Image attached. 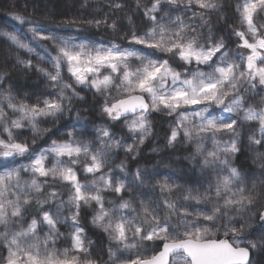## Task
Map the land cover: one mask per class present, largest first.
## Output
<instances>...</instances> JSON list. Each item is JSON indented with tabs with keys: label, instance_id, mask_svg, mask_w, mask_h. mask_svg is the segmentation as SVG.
<instances>
[{
	"label": "snow or ice",
	"instance_id": "1",
	"mask_svg": "<svg viewBox=\"0 0 264 264\" xmlns=\"http://www.w3.org/2000/svg\"><path fill=\"white\" fill-rule=\"evenodd\" d=\"M134 2L135 10L126 0H103L100 15L55 25L103 28L112 39L60 35L18 12L15 21L35 26L0 30L8 42L0 81L10 58L12 69L46 81L34 98L0 91V264H257L264 256V235H251L256 224L264 228V102L252 99L264 89V0H237L235 48L211 27L225 0ZM126 7L142 15L143 27L131 15L126 31L118 24ZM85 90L100 98L102 114L123 118L133 143L81 123L74 103ZM153 113L172 118L169 147L191 146L188 159L200 174L191 184L172 172L130 174L126 161L118 174L110 167L118 150L139 154ZM73 115L76 123L64 125L72 130L53 139V127ZM45 136L47 146L37 148ZM245 148L258 174L236 166ZM82 210L107 236V259L94 254ZM62 239L67 247H57Z\"/></svg>",
	"mask_w": 264,
	"mask_h": 264
},
{
	"label": "trees",
	"instance_id": "2",
	"mask_svg": "<svg viewBox=\"0 0 264 264\" xmlns=\"http://www.w3.org/2000/svg\"><path fill=\"white\" fill-rule=\"evenodd\" d=\"M236 3L237 0H225V10L222 12V14L215 13L211 18V26L214 27V29H212L214 36H223L227 44L232 48H235V45L238 42V38L234 36L229 38L232 27H234L237 23L235 14ZM102 4L103 0H87V2L86 0H0V30H15L18 34L20 31L26 33L29 29L28 27L32 26L33 24L26 23L25 25H20L19 22L15 21L12 16V13L18 12L23 14L30 21H38L41 25H47L60 35L77 36L80 39L85 37L95 39H112L110 31L103 28L96 29L86 25H65L61 27L55 26L59 21L67 20L73 17L91 19L93 15H100ZM126 4L128 7L135 10L134 0H126ZM128 7L125 8L123 13H119L120 19L118 20V24L123 25L126 31L129 27L127 15H131L133 24L143 27L142 15L139 12H136V14L133 15L132 12L128 11ZM222 15L225 16V18L223 17L224 19H222ZM116 42L120 43L119 40ZM7 49L8 42L4 38H0V66H2L4 63V56L8 54ZM240 51H243V49ZM21 55L24 54L21 53ZM33 60L35 61L34 57ZM14 63V58H10L8 62L10 69L8 76L4 81H0V85L5 84L7 87H12L18 91V93L21 95H26L33 98L35 95H38L45 90L46 81L44 77L34 71L25 72L20 68L12 69L11 64ZM43 66L48 67V65ZM81 95L84 96V99L74 103V109L80 110L81 116L84 117L81 123L87 125L88 128L103 125L108 127L115 134L121 133V135L126 136L127 133H125L123 118H121L119 121H112L109 117L101 113L100 98H93L92 93L88 90L83 91ZM258 96L259 94L257 93H255L254 96L252 94V99ZM150 118L152 120V137L141 147L137 157L128 160L129 167L133 169L139 164H149L155 160L158 155L155 153L154 146H158L163 151V153L167 155L188 159L191 154V146L177 144L173 147H169L167 145L172 118L161 113H153ZM69 123V120H62L60 125L53 127V132L56 134L52 136V138H63L66 131L71 129L70 127H64V125ZM43 126L52 127L50 123H46ZM79 126L80 125L77 124V127ZM25 134L28 135V133ZM47 140L48 137L45 136L43 139L38 140L37 143L42 142L46 144L45 141ZM235 164L238 168L245 172L254 170V165H256L253 164V160L250 159L249 154L245 151L237 155ZM67 198L68 195L65 190L63 192L62 199L65 200ZM111 198L115 199L114 197ZM49 207L52 206L48 204L44 205L45 209ZM35 211L39 212L42 211V209H36ZM36 217H39V215H36ZM91 218V210L81 211V222L86 228L87 236L91 241L94 242V254L98 253L99 256L107 259L106 253L109 244L108 238L103 232L91 224ZM251 235L253 237H261V235H264V228H261L260 226L257 230L253 231ZM67 246L68 244L63 239L57 243V247ZM256 260L257 264H264V256L257 255Z\"/></svg>",
	"mask_w": 264,
	"mask_h": 264
},
{
	"label": "rangeland",
	"instance_id": "3",
	"mask_svg": "<svg viewBox=\"0 0 264 264\" xmlns=\"http://www.w3.org/2000/svg\"><path fill=\"white\" fill-rule=\"evenodd\" d=\"M222 12L223 11L219 12V14H222ZM223 17L225 18L224 15H222V19H224ZM30 27H33V25L29 26L28 28H30ZM212 29H214V27H212ZM7 88H9V87H7L5 84L0 85V91H3L4 89H7ZM255 93L259 94L258 97H255L253 99L255 104H261L262 102H264V89H262L261 87L258 86L255 90H253V93H252L253 96ZM70 122L76 123L74 115H73V118L71 119ZM101 126H103V125H100L97 127H89L88 129L89 130H95L96 128L101 127ZM171 126H172V122L170 123V129H171ZM104 127H106V126H104ZM71 130L72 129L67 130L66 132L71 131ZM125 133H127L126 136L121 135V133L120 134L117 133L116 136H117V138H121L122 143H128V144L133 143L132 134H130L127 131L126 127H125ZM151 137H152V135L148 139L145 140L144 144ZM243 142L245 144H247V137H243ZM143 145L140 146V149ZM41 146L46 147L47 144L39 142L36 145L37 148H40ZM140 149H139V152H140ZM154 149H155V153H157V155H158L155 160H153L149 164H145V163L139 164L136 167H134L133 169L130 168L128 165L129 164L128 160L132 159V156L130 154L125 153L122 149L118 150L117 152L113 153V155H112V159L110 161V167L113 170H115L118 174L119 168L117 166L121 163V161H126V169L125 170L130 174H134L138 168H143V169H146L150 172H155V173H160V174H168V173L172 172L175 175L177 183H180V184H191L194 180L199 178V176H200L199 169H198V167H196V164L194 161H191L189 159L178 158V157H175L172 155L171 156L167 155V154L163 153V151L158 146H154ZM244 151L249 154L250 159L254 160V156H253V153L251 151H249L247 148H245ZM135 157H137V155ZM253 171L257 172V174H258L259 169H258L257 165H254V170H251L249 172H253ZM155 178L161 179L162 176L157 175ZM133 194H135V190H133ZM67 199H65V200H67ZM36 218L39 219V217H36ZM81 224L83 225L82 222H81ZM57 226L60 228V231L62 230V232H64V233H67L70 230L68 228V226H66V225H57ZM259 227H260V225L256 224L253 231L257 230ZM85 233L87 236L86 228H85ZM87 238L89 239L88 236H87ZM252 238L253 239H259L260 236H257V237L252 236ZM93 246H94V242H93ZM125 255H127V253Z\"/></svg>",
	"mask_w": 264,
	"mask_h": 264
}]
</instances>
